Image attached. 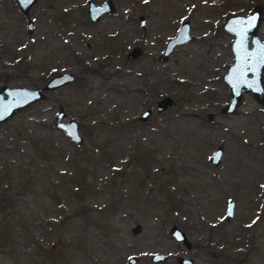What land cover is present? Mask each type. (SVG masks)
I'll list each match as a JSON object with an SVG mask.
<instances>
[{
  "label": "rangeland",
  "instance_id": "rangeland-1",
  "mask_svg": "<svg viewBox=\"0 0 264 264\" xmlns=\"http://www.w3.org/2000/svg\"><path fill=\"white\" fill-rule=\"evenodd\" d=\"M111 2L114 11L92 22L86 0H36L27 17L0 0V88L73 75L0 124V264H264V109L245 92L235 112L220 111L232 62L221 25L259 3L264 40V0ZM184 20L191 40L159 61ZM131 48L140 53L128 59ZM163 96L173 103L156 112ZM59 106L80 144L54 128Z\"/></svg>",
  "mask_w": 264,
  "mask_h": 264
},
{
  "label": "water",
  "instance_id": "water-1",
  "mask_svg": "<svg viewBox=\"0 0 264 264\" xmlns=\"http://www.w3.org/2000/svg\"><path fill=\"white\" fill-rule=\"evenodd\" d=\"M19 11L27 17L29 8L36 0H14ZM114 11L111 0H104L100 5H95L92 0H88L86 4V14L92 22H97L101 15L110 14ZM260 7L254 5L246 16L230 15L226 18L222 28L232 35L230 42V51L232 53V62L227 67L221 79L228 88L229 101L220 111L224 114L235 112L236 107L240 103L242 94L248 92L250 96L264 109V87L262 83V70L264 68V41H260L255 32L259 23ZM31 21L26 20L27 31H31ZM189 25L187 21L182 22L175 35L168 39L164 49L158 55V60L163 61L172 51L175 45L191 40L188 35ZM250 39L252 46L247 48V42ZM138 48H133L127 58L132 59L139 54ZM73 80L71 73H58L50 77L41 87V89H29L26 87L9 88L2 86L0 88V124L8 120L18 111L28 107L30 104L43 99L44 93L54 91ZM172 99L163 96L157 100L155 104L156 112H161L172 105ZM150 115V110L145 109L139 116L140 121H144ZM65 114L62 107H58L54 117V128L61 130L70 141L74 144H80L82 138L78 131L76 121L68 119L64 121ZM222 153V145H218L211 153L208 161L213 166H217L220 162ZM233 201L229 200L225 209L224 220H229L233 213ZM140 225L136 223L131 227L130 231L135 234L139 231ZM172 239L182 245L184 248H190V242L186 235L177 226L171 225L168 229ZM166 260L165 255L151 254L149 261L152 263H163ZM135 256H130L127 264H134ZM177 264H194L192 259L188 257L178 256Z\"/></svg>",
  "mask_w": 264,
  "mask_h": 264
},
{
  "label": "flooded vegetation",
  "instance_id": "flooded-vegetation-1",
  "mask_svg": "<svg viewBox=\"0 0 264 264\" xmlns=\"http://www.w3.org/2000/svg\"><path fill=\"white\" fill-rule=\"evenodd\" d=\"M87 1H88V0H86V4H87ZM102 2H103V1H102ZM102 2H101V3H102ZM101 3H100V4H101ZM100 4H99V5H100ZM254 5H258V6L260 7V17H259L260 19H259V23H258V26H257V28H256V32H255V34H256L257 38H258L260 41H264V40L260 39L259 36H258L259 26H260V23H261V13H262V8H261L260 4H259V3H257V4H253V5L251 6V8L249 9V11H248L245 15H241V16H246V15L251 11V9H252V7H253ZM113 7H114V6H113ZM85 12H86V8H85ZM105 14H107V13H105ZM103 15H104V14H103ZM233 15H235V14H233ZM237 15H238V14H237ZM229 16H230V15H229ZM229 16H227L226 18H228ZM88 17H89V16H88ZM101 17H102V15H101ZM101 17H100V18H101ZM100 18H99V19H100ZM226 18L224 19L223 23L225 22ZM89 20H90V18H89ZM90 21H91V20H90ZM138 21H139V25H140V27L143 28V27H144V20H143V18H142V17H139ZM184 21H186V20H184ZM184 21H182V22H184ZM182 22H181V23H182ZM181 23H180V24H181ZM223 23H222V25H223ZM180 24H179V25H180ZM188 25H189V24H188ZM222 25H221V28H222ZM178 27H179V26H178ZM178 27H177V29H178ZM31 29H32V25H31ZM177 29L175 30V32H174V34H173L172 36H170V37H168V38L166 39V41H165V43H164V45H163V48L160 50L159 54H160V53L162 52V50L164 49L167 40L170 39V38H172V37L175 35ZM26 30H27V26H26ZM222 30H224V29L222 28ZM224 31H225V30H224ZM27 32H28V31H27ZM188 32H189V29H188ZM226 32H227V31H226ZM227 33H228V32H227ZM188 35H189V33H188ZM189 36H190V35H189ZM231 40H232V38H231ZM231 40H230V42H231ZM175 46H176V45H175ZM175 46H174V47H175ZM251 46H252V43H251L250 39H248V42H247V48L249 49V48H251ZM132 49H133V48H131L130 51H131ZM173 49H174V48H173ZM173 49H172V50H173ZM229 49H230V43H229ZM130 51H129V52H130ZM139 51H140V50H139ZM129 52H128V53H129ZM128 53H127V54H128ZM139 53H140V52H139ZM159 54H158V55H159ZM138 55H139V54H138ZM126 57H127V55H126ZM132 59H133V58H132ZM157 59H158V56H157ZM262 83H263V87H264L263 76H262ZM228 94H229V93H228ZM242 95H243V94H242ZM228 101H229V98H228ZM228 101H227V103H228ZM254 101H255V100H254ZM227 103H226V104H227ZM224 105H225V104H224ZM224 105H223V106H224ZM223 106H222V107H223ZM222 107H221V108H222ZM261 108H262V107H261ZM262 109H263V108H262ZM222 148H223V147H222ZM149 258H150V257H149Z\"/></svg>",
  "mask_w": 264,
  "mask_h": 264
},
{
  "label": "trees",
  "instance_id": "trees-1",
  "mask_svg": "<svg viewBox=\"0 0 264 264\" xmlns=\"http://www.w3.org/2000/svg\"><path fill=\"white\" fill-rule=\"evenodd\" d=\"M171 199H174V198H171ZM171 204L174 205V204H175V201L172 200V201H171ZM177 205H178V202L176 201V207H177ZM214 228H215V229H218V228H219V225H218L217 227H214ZM210 229H212V228H210ZM219 229H220V228H219ZM222 247H223V246L221 245L220 248H222ZM221 250H222V249H220V251H218V254H219V255H222V251H221Z\"/></svg>",
  "mask_w": 264,
  "mask_h": 264
}]
</instances>
